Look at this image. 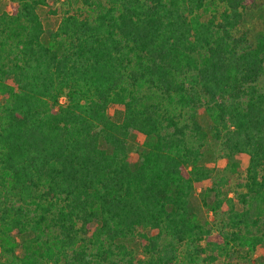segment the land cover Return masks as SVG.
Returning a JSON list of instances; mask_svg holds the SVG:
<instances>
[{
  "label": "trees",
  "instance_id": "1",
  "mask_svg": "<svg viewBox=\"0 0 264 264\" xmlns=\"http://www.w3.org/2000/svg\"><path fill=\"white\" fill-rule=\"evenodd\" d=\"M9 2L0 264H264V0Z\"/></svg>",
  "mask_w": 264,
  "mask_h": 264
},
{
  "label": "rangeland",
  "instance_id": "2",
  "mask_svg": "<svg viewBox=\"0 0 264 264\" xmlns=\"http://www.w3.org/2000/svg\"><path fill=\"white\" fill-rule=\"evenodd\" d=\"M264 4V2H262ZM57 3L55 0H48V7H41L38 10V14L41 18V21L47 30H55L59 19L55 16H51L48 13L49 7H56ZM264 8V7H263ZM3 12H10V2L9 0H0V14ZM261 12L257 10H252L250 13L246 16L245 21L242 25L243 30H247L250 37H254L259 31L264 29V19L261 17ZM64 99H61V102H63ZM109 115L111 118H116V116L120 115V112L118 108L110 107L109 109ZM198 118L201 126L204 129H207L209 125V119L207 115L205 114L204 110L200 109L198 111ZM138 138L134 139L131 143V148L133 149L135 146L140 144V139ZM207 145L203 148L204 152V160L203 164L206 165L209 168L214 169V176L217 174H221L223 169L229 170V162L225 159H222L220 157V152L218 151V148L210 141V139H207ZM234 161H236L238 165V169L236 171L237 175L235 177L241 178L244 174V170L247 166V158L242 155H237L234 157ZM226 173V172H224ZM233 195H229V198H232ZM192 204L195 208L196 213L198 214V217L200 220L204 222H212L214 221V217L211 213H207L206 210L202 207L199 191L197 190L195 194L192 197ZM239 208V206L237 205ZM224 211L226 210V206L222 208Z\"/></svg>",
  "mask_w": 264,
  "mask_h": 264
}]
</instances>
